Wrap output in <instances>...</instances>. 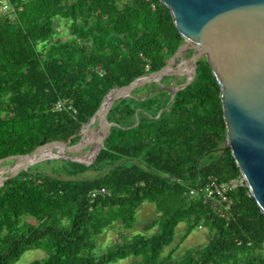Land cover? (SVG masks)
<instances>
[{
    "label": "trees",
    "instance_id": "obj_1",
    "mask_svg": "<svg viewBox=\"0 0 264 264\" xmlns=\"http://www.w3.org/2000/svg\"><path fill=\"white\" fill-rule=\"evenodd\" d=\"M8 1L11 11L0 8V160L48 142L76 145L110 90L156 76L184 43L160 0ZM107 120L90 166L64 160L53 174L28 168L0 186V264L29 250L44 252L30 264H264V216L246 185L229 192L225 217L189 195L208 178L241 175L224 149L220 86L205 56L174 96L120 98ZM101 188L109 195L90 197ZM145 202L158 216L135 231ZM178 230L181 240L199 230L207 241L176 258Z\"/></svg>",
    "mask_w": 264,
    "mask_h": 264
},
{
    "label": "water",
    "instance_id": "obj_2",
    "mask_svg": "<svg viewBox=\"0 0 264 264\" xmlns=\"http://www.w3.org/2000/svg\"><path fill=\"white\" fill-rule=\"evenodd\" d=\"M160 1L169 9L184 39L173 57L192 50L193 69L186 74L171 69L169 64L172 57L164 68L155 69L160 70V74L153 81L135 85L146 74L120 88L129 85L131 92L154 85L165 76L189 75L191 80L184 84V88L195 78L200 59L205 56L220 86L226 127L224 149H230L245 185L264 216V0ZM176 91L172 92L173 96ZM125 96L115 97L105 109L109 130L101 146L113 125L107 120V115L117 101ZM90 121L80 128L87 126ZM75 133L67 140L58 142L70 140ZM24 150L27 149L21 151ZM13 155L1 159L0 165L11 163L10 157ZM15 175H9L5 180Z\"/></svg>",
    "mask_w": 264,
    "mask_h": 264
},
{
    "label": "rangeland",
    "instance_id": "obj_3",
    "mask_svg": "<svg viewBox=\"0 0 264 264\" xmlns=\"http://www.w3.org/2000/svg\"><path fill=\"white\" fill-rule=\"evenodd\" d=\"M6 3H9L12 5L10 1H6ZM1 5V4H0ZM9 5L7 4V9H9ZM5 9V7L3 8ZM59 31L64 32V35L66 36L67 33L65 29L62 27V25L59 26ZM188 52V51H187ZM185 53H181L177 57H173L171 59V62L169 64V67L177 72H182V73H188L193 69V60L190 57H187ZM149 74V73H148ZM165 77H174L172 79H169L165 83H163V79ZM160 82L151 85L147 88H141L139 89V92H135V90L131 91L128 93L125 97H132L138 100H143L146 97H150L153 94L157 93L160 90L167 89L171 92L174 90H180L183 88L184 84L187 81L191 80V77L189 75H177V76H165ZM155 86L153 89L151 87ZM118 88H114L109 91V93L117 90ZM134 92V93H133ZM124 97V98H125ZM99 126L98 125V119L94 120L90 127L87 129V133H85V138L83 142L73 145L69 148V150H65L67 158H62V157H57V158H46L41 161L35 162L33 165L21 169L26 170L28 168H35L36 170H43L49 173H54L57 168L62 164V161H71V162H76V163H81V164H91L95 158L91 157V151L93 148V143L94 140L97 139L98 134H99ZM102 147V146H101ZM36 159V158H35ZM50 161V162H49ZM15 161H11V163H4L0 165V178L2 179V182L0 183V186L3 184V181L12 174H17V173H12L13 170V163ZM94 172H88L84 176L87 175H94ZM158 216V213L156 212L155 206L152 203L145 202L141 205V207L137 211V221L138 224L134 228V230H139L141 225H145L152 221L154 218ZM179 229V228H178ZM207 241V236L199 231L195 230L193 231L187 239L181 240V230H178L177 235L175 236V241L172 244V248H175L174 252V257L178 258L183 256V254L186 252L187 249L198 246V245H203ZM105 248H103V251ZM44 257V252L41 250H29L25 252L22 257L15 262L11 264H30L32 261L39 260ZM120 264V263H116Z\"/></svg>",
    "mask_w": 264,
    "mask_h": 264
},
{
    "label": "bare ground",
    "instance_id": "obj_4",
    "mask_svg": "<svg viewBox=\"0 0 264 264\" xmlns=\"http://www.w3.org/2000/svg\"><path fill=\"white\" fill-rule=\"evenodd\" d=\"M159 74L160 73H158L156 76H153V77L140 78L135 82V85L142 84V83H149V82L153 81L154 79H156ZM121 92H123V93H121ZM128 93H130L129 85L124 87V88L117 89L111 93H108L104 97L100 109L93 116L90 123L84 127L83 132H82V138L77 144L83 142V140L85 138V133H87V129L90 127V125L92 124V122H94V120L96 118L98 119V125H100L99 130H98L99 134H98L97 139H95L94 143H93V148H92V151L90 154L92 158H94L96 156L98 150L101 147V141H102L104 135L109 130V124L105 120V109L108 107V105L111 103V101L115 97L121 96V95L124 96V95H127ZM70 147L65 148V147H62L61 145H58V144L44 145L43 147L38 148L37 150L31 152L30 154L24 155L21 158L17 159L13 163L14 166H13L12 173H17L21 169L27 168V167L33 165L37 161H41L43 159H46L47 156H50L51 158H57V157L67 158L65 150H69ZM54 156H56V157H54ZM1 182H2V179L0 178V183Z\"/></svg>",
    "mask_w": 264,
    "mask_h": 264
},
{
    "label": "built area",
    "instance_id": "obj_5",
    "mask_svg": "<svg viewBox=\"0 0 264 264\" xmlns=\"http://www.w3.org/2000/svg\"><path fill=\"white\" fill-rule=\"evenodd\" d=\"M8 0L0 1V8L4 12L12 10L11 4L6 3ZM7 4L10 6L7 9ZM5 7V9H3ZM61 108V103L57 105V109ZM245 185V179L242 175L237 179L230 180L229 182L220 183L216 178H208L207 181L197 187H193L189 190V195L195 197L197 195H203L210 201L211 208L220 216L225 217L227 211L230 209L232 200L229 197V192L238 186ZM98 195L106 196L109 192L104 188L94 190L90 193L91 198H95ZM201 225L199 226V229Z\"/></svg>",
    "mask_w": 264,
    "mask_h": 264
}]
</instances>
